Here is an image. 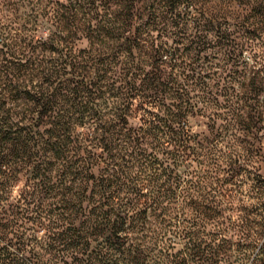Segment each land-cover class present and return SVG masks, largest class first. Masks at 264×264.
<instances>
[{"label": "rangeland", "instance_id": "rangeland-1", "mask_svg": "<svg viewBox=\"0 0 264 264\" xmlns=\"http://www.w3.org/2000/svg\"><path fill=\"white\" fill-rule=\"evenodd\" d=\"M58 1L54 9L65 4L76 17L69 70L108 83L103 93L82 92L72 133L84 144L73 159L92 153L98 174L100 124L123 113L112 153L148 194L139 206L155 183L177 197L161 203L166 214L143 216L139 234L126 230L111 244L85 227L87 193L71 196L73 182L58 185L56 169L47 191L5 158L0 256L6 264H246L249 226L264 203V0ZM54 9L38 36L59 31ZM78 183L73 191H84Z\"/></svg>", "mask_w": 264, "mask_h": 264}, {"label": "trees", "instance_id": "trees-1", "mask_svg": "<svg viewBox=\"0 0 264 264\" xmlns=\"http://www.w3.org/2000/svg\"><path fill=\"white\" fill-rule=\"evenodd\" d=\"M53 4L54 0H0V160L10 157L11 161L14 158L16 164L32 172L34 179L38 180L36 186L44 185L47 191L55 184L49 181L56 169L58 185L66 186L73 182L66 187L71 196L77 198L87 193L88 199L94 202L85 220L88 231H97L98 235L107 233L105 241L113 244L127 238L122 236L126 230L132 229L137 234L144 230L146 222L143 216L166 214L161 203L176 198L177 193L171 185L152 184L148 200L139 206L136 200L148 194L137 188L129 167L118 163L112 153L115 147L111 135H119V130L115 129L122 122L123 113L119 114L118 122L114 119L100 124V128H104L100 136L103 143L100 157L105 165L100 166L98 174L93 172L96 160L90 151L91 154L84 155L85 158L78 156L73 159L78 153L76 149L80 150L84 144H79L78 137L72 133L74 124L84 114L81 111L82 92L87 89L90 95L97 87L96 90L103 93L108 83L103 77L97 82L81 70H69L68 66L72 64L71 38L77 34L72 29L76 17L75 13L66 11L67 5L61 4V10L54 9ZM53 9L60 22L59 31L47 38L38 36L42 21ZM7 101H14V104L6 107ZM14 115L16 120H13ZM9 147L11 152L8 153L6 149ZM134 153L135 150L132 151ZM138 155L148 160L153 157L143 151ZM78 180L87 183L82 192L73 191V186L79 188L76 186L79 185ZM63 202L70 209L75 206L65 200ZM92 219L93 223H90ZM248 235L251 242L246 264H264V203L259 216L250 224ZM7 259L0 256V263L6 264ZM63 264L76 263L65 260Z\"/></svg>", "mask_w": 264, "mask_h": 264}]
</instances>
